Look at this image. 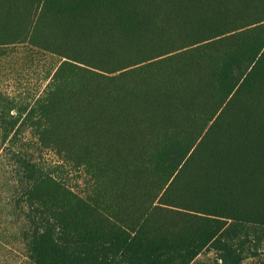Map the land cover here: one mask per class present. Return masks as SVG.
<instances>
[{
    "label": "trees",
    "instance_id": "trees-1",
    "mask_svg": "<svg viewBox=\"0 0 264 264\" xmlns=\"http://www.w3.org/2000/svg\"><path fill=\"white\" fill-rule=\"evenodd\" d=\"M24 2L26 16L21 10L7 11L15 24L11 25L14 28H0L2 38H26L28 33L33 39L35 28H28L32 21L29 17L38 15L43 20L56 18L57 29L69 31L73 40L82 36L83 43L90 47L88 51L93 59L79 53L84 57L81 63L69 64L71 75L67 84L59 81L63 71L60 68L51 78L50 89L35 100L40 115L51 118L50 121L47 118L46 125H54V130L41 127L39 122L35 125L43 145L48 142L44 140L46 133L68 127L73 139L83 144L82 154L77 152V157L72 159V170L91 166L86 153L89 151L90 155L88 140L93 129L98 133L91 140L98 139L102 146L108 147L114 141L129 143V135H134L132 131L130 134V127L111 132L116 119L126 124L137 120L150 132L156 128L157 107L140 102L138 94L146 92L140 91L147 86L145 83H151L150 89L154 91L160 89L150 72L140 77L136 73L161 66V60L156 61L159 57L166 63L169 74L161 69L157 72L163 71L160 76H167L171 82L177 76H188L197 84H205L211 75L209 81L215 82L214 86L224 95L215 110L219 109L224 117L231 112L233 117L226 132L221 133L222 138L206 134L208 138L196 151L201 154L208 151L214 171H197L201 161L193 167L192 156L187 158L158 199V204L165 207L153 206L147 210L150 216H161L164 226L156 229L157 224L151 219H142V224L130 222L127 227L136 231L133 236L127 233V228L118 229L105 217L96 195L84 197L81 192L67 189L63 182H57L58 179L45 174L34 162L17 154L15 162L20 171L17 175L29 183L26 200L30 210L38 215L31 221L34 228L29 234L31 264H118L117 260L125 254L131 257L121 262L124 264H167L175 258L186 264L223 229L221 219L230 220L227 226L230 231L245 232L249 240L251 234L254 241L249 242L254 255L259 247L257 234L264 236V0ZM151 41L158 46L155 55L149 49L143 50ZM76 64L83 67L76 68ZM247 89L252 92L247 93ZM203 106L210 109L207 104ZM106 124H110L108 129ZM99 174L96 169L97 182ZM184 181L185 188L180 191ZM194 214L210 217L206 220L212 231L209 237L197 234L203 228ZM151 227L158 237L148 234L152 246L145 244L146 232ZM226 245L222 247V261L239 251L233 245Z\"/></svg>",
    "mask_w": 264,
    "mask_h": 264
},
{
    "label": "rangeland",
    "instance_id": "rangeland-1",
    "mask_svg": "<svg viewBox=\"0 0 264 264\" xmlns=\"http://www.w3.org/2000/svg\"><path fill=\"white\" fill-rule=\"evenodd\" d=\"M33 7L37 5L33 4ZM9 10H21L23 16L28 14L24 0H0V28H14L11 25L15 24V21L7 13ZM17 14H20V11H17ZM29 18L32 21L28 28L36 30L33 32V39L28 33L26 38L19 39L0 36V264H31L28 259L29 234L34 228L31 221L38 215L30 210L26 200V188H29V183L17 175V172L20 173L15 162L17 154L26 161L34 162L45 174L58 179L57 182H63L67 189L75 193L81 192L80 195L84 197L96 195L104 215L106 214L105 217H109L111 223L118 229L127 228V233L133 236L136 231L127 226L130 222L142 224V219H151V222L157 224L154 227L160 229L159 226H164L161 225L163 221L161 216H150L147 210L153 206L165 207L158 204V199L180 172L187 158L192 156L190 162L193 167H197L201 161L197 171L208 173L214 171L208 151L206 150L207 153L204 151L203 154L196 151L208 136L216 138L217 135L221 136L222 132H226L227 123L232 121L231 112H227L224 117L219 113V109L215 110L224 95H221V91L214 86L215 82L209 81L211 75L205 84H197L193 79L187 78L188 76H177L175 81L171 82L167 76H160L163 71L169 74V69L161 57L156 58V61L161 60V66H152L145 72L136 73V76L140 77L150 72L154 82H157V88L160 89L154 91L150 89L151 83H145L148 87L141 88L140 91L146 92L138 94V97L141 96L140 102L157 107L155 116L159 122L154 125L156 128L150 132L142 128L144 123L137 120H131L126 124L116 119L117 124L111 128L113 131H109L117 132L120 129L122 132L130 127V134L132 131L134 135L131 134L132 137L129 135V143L114 141V144L108 147L102 146L98 139L91 140L92 135L98 133L97 129H93L88 140L90 155L88 151L87 157L85 156L92 161L91 166L85 168L86 171L83 169L74 171L70 165L73 157H77V152L82 154L80 147L83 144L73 139L74 134L72 135L68 127L62 131L46 133L44 140L48 142L43 145L35 125L39 122L41 127L45 125L48 130H54L52 129L54 125H46L47 118L49 121L51 118L40 115L39 105L35 100L43 91L50 89L51 78L60 68H63V71L60 72L62 77H59V81L67 84L71 75L69 64H72V61L81 63L80 60L84 57L79 53L93 59L88 51L90 47L87 48L83 43L82 36L78 40H73L69 31L57 29L59 25H55L56 18L43 20L38 15ZM150 43L146 44L143 50L149 49V52L155 55L158 46L152 41ZM189 62L188 59L187 66L190 65ZM204 62L206 65L207 61ZM82 67L76 64V68ZM160 69L163 71L157 72ZM200 74L207 75V72L200 71ZM246 92L252 91L247 89ZM142 96L147 98L142 99ZM202 102L210 109L205 108ZM109 127L110 124H106V129ZM206 134L209 135L206 137ZM95 146L97 149H93ZM183 156L184 161L178 165ZM96 169L100 173L97 176L99 182L94 178ZM211 179L213 180V177ZM181 184L183 187L180 186L179 190L183 191L185 181ZM177 194L179 196V192ZM37 204L35 201L34 206ZM194 215L198 217L201 229L203 228L197 231V234L209 237L212 231L206 220L210 217ZM221 221L224 223L223 229L186 264H264V236L257 234L258 251L251 255L254 251L250 245V242L254 241L251 234L248 233L250 240L246 239L245 232L230 231L227 228L230 220ZM175 223L180 224L178 220ZM154 227L146 232L147 235L145 234V244L150 246H152L150 236H156L152 232ZM226 236L228 238H225ZM234 237L237 239H233ZM242 241H245L244 245ZM223 244L233 245L232 248L239 251L222 261ZM129 257H131L129 254H125L117 263L124 264L121 262L128 260ZM167 264H185V261L175 258V261Z\"/></svg>",
    "mask_w": 264,
    "mask_h": 264
},
{
    "label": "bare ground",
    "instance_id": "bare-ground-1",
    "mask_svg": "<svg viewBox=\"0 0 264 264\" xmlns=\"http://www.w3.org/2000/svg\"><path fill=\"white\" fill-rule=\"evenodd\" d=\"M153 12V11H152Z\"/></svg>",
    "mask_w": 264,
    "mask_h": 264
}]
</instances>
